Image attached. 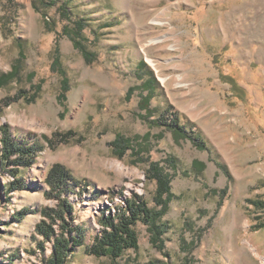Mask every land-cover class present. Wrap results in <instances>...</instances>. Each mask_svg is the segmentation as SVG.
Segmentation results:
<instances>
[{
    "label": "rangeland",
    "instance_id": "1",
    "mask_svg": "<svg viewBox=\"0 0 264 264\" xmlns=\"http://www.w3.org/2000/svg\"><path fill=\"white\" fill-rule=\"evenodd\" d=\"M33 1L0 0V127L34 133L43 147L29 167L0 160V263L42 264L53 251L35 226L49 222L43 207L57 208L45 178L60 163L71 177L60 194L73 208L65 221L86 229L67 264H264V206L254 203L264 202V0H56L68 16ZM82 18L90 62L63 31ZM140 60L156 83L143 85ZM168 108L208 148L189 127L184 135L162 124ZM67 130L75 133L56 147L43 137ZM150 161L171 177L159 226L138 220V248L115 259L90 254L102 213L124 198L162 210ZM16 167L24 186L11 190Z\"/></svg>",
    "mask_w": 264,
    "mask_h": 264
},
{
    "label": "trees",
    "instance_id": "2",
    "mask_svg": "<svg viewBox=\"0 0 264 264\" xmlns=\"http://www.w3.org/2000/svg\"><path fill=\"white\" fill-rule=\"evenodd\" d=\"M45 0H34V7L38 8L37 2H43ZM51 4H59L58 9L62 16H68L70 10L66 3L56 0H50ZM49 2V3H50ZM84 19H75L72 28L68 25L63 27L65 34H68L74 41V46L82 50L83 56L88 62L93 58V53L86 49L85 45L81 42V39H85L83 30ZM139 70L146 73L147 76L143 81V85H151L152 82L156 83L155 76L152 71L147 67L145 61H139ZM13 74V73H11ZM140 78H144L140 75ZM3 79L0 80V83ZM69 84L66 78L62 80L61 88V99L66 98V92L69 90ZM21 92L18 93V97ZM35 97L32 96L31 99ZM146 98V102L148 97ZM10 99V98H9ZM146 105V103H145ZM160 118V122L165 125H169L179 131L181 134L186 135V128L189 127V136L191 140L199 147L208 148L207 141L201 136L200 132L197 131L195 125L189 122H181V119L177 112L172 111L168 108ZM164 117V118H163ZM2 147L0 150V160L6 161L7 163L15 166L29 167L35 161L36 154L43 147L40 141L36 138L34 133H27L25 136L12 135L9 132L8 126L0 127ZM74 130H67L64 132H55L52 137L43 136L50 147H56L59 142L67 143L70 137L74 134ZM117 138L114 143H117ZM125 153V149L119 151V156ZM14 156V157H13ZM20 173L19 168H15L12 171L14 180L9 183L8 189H15L23 187V182L18 177ZM147 180L155 182V193L154 199L156 204L162 206L160 212H154L147 206V201L136 193H133L130 198H124V205L118 207V211L112 215L111 213L105 215L103 212L101 215L100 222L103 224L104 229L101 233L96 234L92 237V243L87 250L90 254L95 256H109L115 259L121 256L127 248H138V236L134 228V225L138 220H145L151 223L152 229L157 228L159 225L156 224L157 216L166 209L169 196H170V181L171 177L168 173L164 172L162 166L158 161H150L149 167L145 174ZM68 170L64 168L60 163H55L48 171L46 182L50 186V191L53 196L58 199L57 208L43 207L41 213L45 218L49 219L47 222L45 219L40 220L36 226V232L40 233L45 240L53 238V251L48 257L42 258V264H67V256L74 247L80 246L86 239V229L83 225H72L65 221V214L72 217V205L69 203L67 198L60 196L61 192L68 191L67 181L69 180ZM67 180V181H66ZM67 186V187H65ZM49 192H47L48 195ZM52 196V194H49ZM255 205L264 206L263 201H254ZM29 213L28 208L19 211L13 219L19 220L23 215ZM57 219L62 222L60 226L63 231L58 235L55 234L53 224ZM258 227H264V222L257 224ZM65 231L69 233V237L65 236ZM161 233V232H160ZM37 248L43 250V241L37 243ZM1 264V263H0Z\"/></svg>",
    "mask_w": 264,
    "mask_h": 264
}]
</instances>
